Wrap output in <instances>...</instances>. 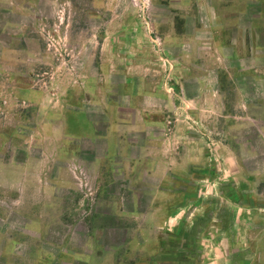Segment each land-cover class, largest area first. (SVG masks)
Masks as SVG:
<instances>
[{
	"label": "rangeland",
	"instance_id": "1",
	"mask_svg": "<svg viewBox=\"0 0 264 264\" xmlns=\"http://www.w3.org/2000/svg\"><path fill=\"white\" fill-rule=\"evenodd\" d=\"M201 2L0 0V264H56L61 252L63 263L70 251L85 255L92 250L96 261L110 249L121 264L135 263L128 247L140 224L120 217L114 202L123 200L120 211H127L130 197L122 189L135 182L139 187L140 179L146 185L158 183L141 174L139 163L131 172L130 162L141 151L153 154L158 141L145 147L146 133L123 134L129 129L118 128L116 139L121 142L115 151L124 137L130 146L126 157L117 154L111 160L110 177L101 174L103 180L97 181L95 170L87 171L76 158L66 161L75 189L58 188L56 177L65 175L41 159V119L49 108L92 103L88 116L99 124L105 120L100 107L109 101L114 107L135 102L156 106L160 101L119 92L123 78L118 66L124 62L134 71L137 57L146 55L143 64L148 69V56L157 55L156 44L165 40L167 45L160 47L173 60L174 70L172 76L164 75L163 84L174 89L175 94L167 96L174 98L176 110L167 113L161 130H152V135L165 138L159 145L163 154L181 155V138L187 141L189 154L198 156L189 159L190 166L201 168L185 176L186 181H173L175 190L191 198L187 218L178 228L190 233L191 243L200 235L208 237L209 248L219 239L222 252L231 251L234 264H264V48H254L260 51L257 56L250 48L248 59L236 64L229 59L231 49L221 54L210 44L212 32L196 36L201 45L168 46L173 39L181 40L182 33H190L194 23L206 24L207 6L214 0ZM185 15L190 16L186 26ZM257 37L264 43V33ZM182 56L190 60V79L180 69ZM146 74V80L153 78ZM196 74L200 79L193 78ZM185 91L199 106L190 102L181 111ZM185 119L187 132H175ZM50 127L59 130L57 125ZM97 130L104 132L105 127L99 124ZM47 144L48 154H53L54 143ZM71 146L69 150L84 157L90 148L99 153L104 149L101 142L75 141ZM162 161L172 167L177 160ZM121 168L128 181L120 182L121 174L117 177Z\"/></svg>",
	"mask_w": 264,
	"mask_h": 264
},
{
	"label": "crops",
	"instance_id": "2",
	"mask_svg": "<svg viewBox=\"0 0 264 264\" xmlns=\"http://www.w3.org/2000/svg\"><path fill=\"white\" fill-rule=\"evenodd\" d=\"M45 1L51 0H41V2ZM200 2L201 0H199V5H202V2ZM207 8L209 14L205 21L206 24L194 23L192 33H182V39H179L180 42L173 39L172 43L168 44V46L183 47L184 43L191 42L192 45H201L200 40H197L196 36L205 31L212 32V36L209 38L210 44L214 45L221 54H223V51L231 49L229 59L236 64L248 59L250 48H252V51L254 48H264V43H260L257 37L259 33H264V0H214L213 5L208 4ZM16 13L23 15V12L18 11ZM186 18L185 26L188 24L190 16L185 15ZM166 41L163 44H156L158 46L157 55L148 56V59H150V66H147L148 69H144L146 65L143 64V59L147 58L146 55H139L137 57V68L134 71L130 70V67L124 62L118 66V75L123 78V82L120 83V86L118 85L120 88L119 92L122 95L131 96L133 99L142 98L144 100L152 98L160 101L157 102L156 106L147 108L142 102L140 104L135 102V105H118L117 107H114L110 101L106 105L102 104L100 108L104 112L105 120L99 124H103L105 127L104 132L97 130L99 126L98 122L94 123L89 119L88 110H90L89 107L94 106L92 103L82 107H65L63 109L61 107V110L59 108H49L41 119V131L43 132V135L41 134V149L45 148V151H41V159L56 165L59 170L58 173L60 172L59 175H65V179L56 177L54 186L73 189L74 184L68 175L70 172L69 168L66 167V161L78 158V162L87 171L95 170L97 181L99 177V181L103 180L101 174L110 177L112 173L109 166L111 160L117 154L121 155L122 158L126 157L124 156L126 147L130 146L129 141L124 137L120 150L115 151L114 147L121 142L119 138L116 139V135H118L117 129H129L123 134H128L129 131L137 134L146 133L148 137L146 140H143L142 145L148 147V142L156 140L159 143L158 147L156 146L155 150H151L153 154L148 155L146 150L141 151L140 156L136 157V161H133L134 159L130 161L133 164L131 172L134 166L139 163L141 174L145 173L146 176L149 175L156 178L158 183L146 185L140 179L138 181L139 187L136 186L137 182H135V186L133 185L132 188L128 185L127 188L122 189L125 191V195H129L130 197H128L130 205L127 211H120L123 200H118L117 202L113 200L115 204L117 203L120 217L133 219L140 224L134 229L132 241L128 247L130 254L135 257L134 264H141L143 259L145 264H234L232 263L231 251L222 252V241L219 239H217V243H215V240L213 241L215 243L213 248H209L208 246L210 245L205 244L206 241L210 240L208 237L200 235L199 238L195 237L194 242L191 243L189 238L191 236H188L190 233L178 228L187 218V207L190 205L191 198L190 194L184 192L182 189L180 191L175 190L172 186L173 181L178 179L186 181L185 176L194 171L198 172L201 168L200 166H190L189 159L191 157L197 158L198 156H191L189 154L186 147L188 145L187 141L181 138L180 145L184 150L181 155H175L174 153L163 154V151L161 152L159 149V145L165 141V138L163 136L158 138L152 135V130H161L167 113L175 105L174 98L171 95L167 96L175 94L174 89L168 84H163L164 75L168 73V77H170L173 75L172 71L174 70L173 60L169 59L166 54L167 57H165L160 47V45L162 47L163 45H167ZM254 52H257V56L260 51ZM223 58L221 55V61H223ZM181 60L180 69L185 73V77L190 79V60L184 61L183 56ZM145 72L150 73L153 78L146 80ZM196 75L198 77L193 78L200 79V74ZM146 85L149 86V89L145 88ZM151 87L152 89H150ZM114 88L116 87L114 86ZM203 89L200 91L201 94L205 92ZM87 94H90L89 90H87ZM187 96L188 94L185 91V98L182 99L183 105L180 108L181 111H184L190 102H195V105L199 106L196 97L186 98ZM175 110L176 108L172 109V111ZM132 113H134V117ZM182 116L184 115L182 114ZM56 125L59 127V130L53 129L51 131L50 126ZM179 128L183 131L182 134L187 132V129H189L188 121L185 119V122L177 124L175 132L177 130L180 131ZM175 132L174 137H180L176 136ZM75 141H85L89 145L101 142L104 145V149L99 153L97 150L93 151L90 148L88 150L90 155L87 154L84 157L83 154H80L77 156L76 150H69L73 149L71 143ZM47 142L54 143L53 149L55 152L53 154H48V144L45 146ZM161 159L177 161L171 167L168 165V161L166 164H164L165 161L160 162ZM178 160H181V163ZM143 163H149V165L142 167ZM126 172L128 173V169ZM116 174L117 177L121 174L120 182L128 181V178L125 176L127 174L122 168ZM62 179L65 182H61ZM112 182V184L116 183L114 180ZM143 198H147L145 206H142ZM172 238L177 239V241H172ZM201 245H203L202 248L200 247ZM94 254L93 250L85 255H79L76 251H70L62 263L63 257L61 256L63 253L61 252L59 253L61 262H57L56 264H75L79 261L84 262V264H121L116 259L113 249L105 250L100 260L93 261L92 255ZM137 259H140L141 263ZM245 263L248 264V262Z\"/></svg>",
	"mask_w": 264,
	"mask_h": 264
}]
</instances>
